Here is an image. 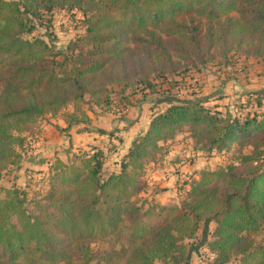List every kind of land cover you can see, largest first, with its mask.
I'll return each mask as SVG.
<instances>
[{"label": "trees", "instance_id": "obj_1", "mask_svg": "<svg viewBox=\"0 0 264 264\" xmlns=\"http://www.w3.org/2000/svg\"><path fill=\"white\" fill-rule=\"evenodd\" d=\"M54 7L82 11L83 31L67 46L90 49L67 53L42 37H21L35 29L32 19L44 16L42 8ZM129 33H143L142 51H123ZM202 40L208 47L221 43L224 51L264 41V0H0V177L17 164L45 114L71 104L68 127L86 129L91 118L80 105L86 93L90 104L109 106L101 97L108 85L89 81L109 64L123 66L125 52L134 64L160 62ZM254 93L261 107L264 91ZM245 95L249 102L251 93ZM166 103L106 176L103 151L91 149L54 157L43 178L46 193L35 205L28 184H0V264H185V240L206 221L214 224L206 247L215 264H230L233 256L234 264H264V242L254 245L250 237L264 223V111L236 115L175 96ZM183 132L204 152L250 149L229 167L200 171L181 203L136 207L147 166ZM97 242L106 247L93 252Z\"/></svg>", "mask_w": 264, "mask_h": 264}, {"label": "rangeland", "instance_id": "obj_2", "mask_svg": "<svg viewBox=\"0 0 264 264\" xmlns=\"http://www.w3.org/2000/svg\"><path fill=\"white\" fill-rule=\"evenodd\" d=\"M41 10L44 16L32 19L35 24V29L31 33H22L21 37H42L50 42L55 49L67 53L74 50L79 51L81 49L82 51H86L90 49L89 45L80 46L78 44L73 49L67 46L72 39L76 38V35L83 31L82 23L84 18L80 9L75 8L72 11H65L54 7L51 12H44L43 8ZM229 13L236 15L232 11ZM43 18H47L48 24L42 21ZM142 35L143 33H129L126 43L121 46V48L124 49L123 51H127L125 47H130L135 52L142 51L138 48L140 45L138 39L143 37ZM207 44L205 40H202L198 46H188L186 50L188 52L186 54L177 55L172 52L169 54V60L162 57L160 58V62L144 59L139 65L134 64L128 53L125 52L123 56V66H118L120 61H117L115 66L109 64L105 70L95 74L94 78L89 81L90 87L91 85L95 87L108 85L107 91L102 92L101 97H108L109 106L105 108L101 105L90 104L91 100L88 93H86L80 105L83 109L91 108V111L94 112L95 115L109 113L130 121L137 116V118L146 122L150 113H155L164 109L167 104L164 101L172 96L179 99H198L204 95H208L212 96L210 98L214 100V96L220 94L222 90V94L227 93L229 97L228 100L225 101L226 104L221 105L223 111L229 110L233 114L242 116L247 112L252 113L255 110L264 111V98L261 107H258L254 100L257 95V93L255 94L254 92L264 91V41H244L239 47L232 44L230 47L231 50L229 49V51H224L225 46L218 42L214 43L211 47H208ZM114 77L119 78V83H117L118 81L108 83V79ZM126 80H128L129 85L125 84ZM231 82H233L232 87L230 86ZM247 92L251 93V95L248 96L250 99L249 102L245 95ZM211 104L213 103L211 102ZM207 106L212 107L211 105ZM72 109V105L69 104L54 114H45L38 121H41V124L45 122L55 125V123L51 121L53 117H55V121L60 119L66 120ZM130 124L131 123L125 121L122 127L127 130L126 128H128ZM79 125L80 129L84 126L82 124ZM56 127L59 131H62L59 126L56 125ZM86 128H88V126H86ZM121 130V128L112 127L110 130L111 136L115 141L111 142V145H107L105 142L107 150L104 155L103 176H106L114 169L113 165L116 163L117 159H113L114 155H112V152L116 151L121 153L120 149L122 148V141H124L122 140L121 135L123 134H121ZM133 134L134 132L129 134V136ZM176 137H179L178 141H181L183 144L192 145L193 143V141L191 143L186 141V139L190 137L188 132H183ZM64 139L69 140V137L66 136ZM107 139L106 137V140ZM174 139L175 138L164 142L159 147L158 152L154 155L155 162H159L160 155L174 143ZM38 143H43V141L34 134L31 135L30 144L28 143V139L26 140V151L24 154H21V158L25 157L26 159V164L22 166V179H20V175L15 171L17 169V164L9 166L7 171L2 173L0 177V179L6 178V181L3 182L4 186L12 185V183L19 186L28 184L27 187L31 190L28 192V199H31V203L34 205L39 199L43 198V195L46 193L45 179L43 180V178L48 172V159L54 157L53 154L47 150V144L43 143V145H38ZM67 146L68 144H66L65 148L56 150L54 153L61 152L66 156L69 150ZM198 147H200V145ZM93 148H96V146H93ZM198 149L201 151L199 156H192L191 154L185 156V151H183V156L180 158L182 164L191 166L197 162L200 167L199 170L190 172H175L179 175L184 174V176H181L184 182L188 181L189 178H191L190 181H192V179H194L192 176L193 173H197L198 176L202 170H218L223 167H229L238 160L241 153H246L250 147L240 148L238 146H232L223 153H218L216 151L204 152L200 148ZM42 150L45 153L40 156ZM35 160L39 163L44 162V164L40 166L34 162ZM15 179L18 181L15 182ZM183 181L182 183H184ZM175 182H178L176 178ZM1 186H3V184H1ZM180 188L182 190L183 187L181 186ZM154 189L157 193L162 192L160 190H164V188L159 189L158 184L157 188ZM154 189L151 191L146 189L145 192L140 195L138 194L136 198H134V205L136 207H142L143 209L148 206L154 207L160 205L158 204L160 201L157 200V202L154 193H152ZM189 189L190 185L187 187V190L183 191L184 195L179 200V203L187 198ZM2 195H4V192ZM213 228V222L206 221L193 238L185 240V242L189 243L188 258L185 264H215L213 262L212 253L206 247V242L213 239L211 233ZM250 237L254 245L264 242V223L258 231L250 233ZM105 247L106 244L99 242L90 245V249L93 252L101 251L105 249ZM237 259V256L231 257L230 264L236 263L235 261H237ZM89 264L95 263L90 262ZM156 264L161 263L157 262Z\"/></svg>", "mask_w": 264, "mask_h": 264}, {"label": "crops", "instance_id": "obj_3", "mask_svg": "<svg viewBox=\"0 0 264 264\" xmlns=\"http://www.w3.org/2000/svg\"><path fill=\"white\" fill-rule=\"evenodd\" d=\"M230 83V82H229ZM233 82H231L230 86L232 87ZM225 94V96H224ZM221 93L214 96V100L210 97L212 96H203L198 98L199 100H202L205 102L206 105H211L212 107L223 110L222 106L223 104H226L225 101L228 100V94ZM209 97V98H208ZM165 100L164 102H166ZM211 102L213 104H211ZM89 117L91 118L90 124L88 125V128L86 129H80V125H72L68 127L66 120L60 119L55 121V117L51 119L55 125H52L50 123H38V127L35 128L34 132L30 133L27 135L28 141L31 139V135H36L43 141L44 144H47V150H49L50 153L53 154L54 157H59L62 160H67V158L73 153L76 152L77 150H91V149H100L103 151L104 155L106 154L107 150V145H111V142H114V138L111 136V128L112 127H117L121 128V135L122 136V148L121 153L119 152H112L114 155V160H116V163L113 165L114 169L116 170L118 167V159L120 155L123 153V151L129 146L131 140L135 138L138 134H140L147 126L150 117L152 116L153 113H150L149 117L147 118L146 122L141 120L140 118H135L132 119V121L127 120L125 118H119L117 117L118 115H112L109 113H103V114H98L95 115L94 112H92L89 109H86ZM95 115V116H93ZM52 116V115H51ZM129 118V117H128ZM125 121L128 123H131L128 125L127 130H125L122 126L125 124ZM59 126V128L62 129V131H59V129L56 127ZM133 135H130L133 133ZM67 134V135H66ZM128 135V137H127ZM68 136L69 140H65L64 137ZM106 137L108 138L106 140ZM105 138V139H102ZM179 137H175V141L172 145L169 146L168 149L164 151L160 155L159 162L152 161L149 163L148 167L146 168V173H145V180L147 181V190H152L154 188H157V184L159 186V189L164 188V190H160L162 192H155L156 190L154 189L152 193H154V196L156 198V201L159 200L160 203L158 204L165 206V205H172V204H178L179 200L182 198L183 191L187 190V187L190 185V180L191 178L188 179V181L184 182L181 176H184V174H176L175 172H190L193 170H199V163L195 162L191 166H187L186 164H182V160L180 158L183 156V151L185 156L192 155V156H199L201 151L199 149H195L194 145H187L183 144L181 141H178ZM126 141V142H125ZM188 142H192L191 137H188L186 139ZM106 142V143H105ZM43 143H38V145H43ZM66 144H68L67 147H69V150L67 152V155L64 156L61 152H56V150H59L61 148H65ZM116 144V143H115ZM93 146H96V148H93ZM78 148V149H77ZM26 150L24 149L21 153L24 154ZM217 152V151H216ZM222 151L221 153H223ZM45 153L43 150L40 153V156ZM219 153V152H218ZM39 156V157H40ZM53 157V158H54ZM223 157V156H222ZM24 158V159H23ZM52 159H48L47 166L49 167L50 163L52 162ZM199 159V157H198ZM36 164L42 166L44 162H38L34 161ZM26 164V159L25 157H22L19 160V163L17 162V173L21 177V172L22 166ZM47 167V169H48ZM111 170V171H112ZM48 173V172H47ZM47 173L44 175L46 176ZM44 174V173H43ZM191 174V173H190ZM192 176L194 178H197V173H193ZM175 178L178 180V182H175ZM4 181H6V178H1L0 179V184L4 185ZM18 181L15 179V182ZM181 181V182H180ZM182 181L184 183H182ZM29 182V181H28ZM14 184V183H12ZM182 184V185H181ZM17 185V184H16ZM10 186V185H7ZM183 187L182 190L180 187ZM145 189V190H146ZM145 190L141 191V193L145 192ZM185 193V192H184ZM139 194V195H140ZM212 223V222H211ZM210 228V227H209ZM212 230V229H210ZM191 259V257H190Z\"/></svg>", "mask_w": 264, "mask_h": 264}, {"label": "built area", "instance_id": "obj_4", "mask_svg": "<svg viewBox=\"0 0 264 264\" xmlns=\"http://www.w3.org/2000/svg\"><path fill=\"white\" fill-rule=\"evenodd\" d=\"M28 143L30 144L31 143V139L28 141ZM213 256V255H212Z\"/></svg>", "mask_w": 264, "mask_h": 264}]
</instances>
